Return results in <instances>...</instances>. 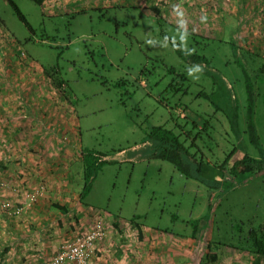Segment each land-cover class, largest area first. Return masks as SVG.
<instances>
[{"label": "rangeland", "instance_id": "rangeland-1", "mask_svg": "<svg viewBox=\"0 0 264 264\" xmlns=\"http://www.w3.org/2000/svg\"><path fill=\"white\" fill-rule=\"evenodd\" d=\"M13 1L34 32L0 0V113L9 124L0 134V194L23 210L0 218V264H76L55 260L98 231L89 264H254L255 255L231 246L252 227L264 233V171L232 181L227 169L244 152L260 158L245 133L238 60L253 85L264 153V0ZM143 9H156L159 19ZM165 36L208 64L184 63ZM11 43L23 59L59 70L66 88L44 73L30 78L17 60L5 63ZM168 67L186 81H172ZM218 87L236 99L237 136L199 95ZM74 116L78 139L67 128ZM19 117L27 133L45 134L24 138ZM155 126L188 133L196 159L217 167L234 188L209 191L153 159L144 140ZM82 150L108 163L83 201ZM196 219L206 225L197 242L189 236ZM150 229L163 233L151 238Z\"/></svg>", "mask_w": 264, "mask_h": 264}, {"label": "trees", "instance_id": "trees-1", "mask_svg": "<svg viewBox=\"0 0 264 264\" xmlns=\"http://www.w3.org/2000/svg\"><path fill=\"white\" fill-rule=\"evenodd\" d=\"M8 4L11 6L15 15L18 17L19 21L24 25V27L28 30V32L33 33V29L25 16L20 11L19 7L15 4L13 0H6ZM36 3H42L43 0H34ZM144 13L151 16H156L159 19V12L155 9H143ZM192 37V36H191ZM167 42H169L173 48L176 50L178 56L184 61V63H193L194 65H207L208 61L205 56L194 54L190 52V50L182 49L178 44L174 42L171 37L165 36ZM195 39V38H194ZM238 66L241 67L244 75V88L246 93V134L249 140V143L257 149L260 158L254 159L248 156L244 152V156L240 159L233 161L231 166L227 169V173L231 176L232 181L233 177H241L244 178L246 176L257 175L258 173L264 171V153L261 148V144L258 139V135L256 132L255 124H254V101L255 95L253 92V85L251 83V79L246 74V70L243 64L238 60ZM170 74H174L172 81L176 80V76L181 77V81H186L184 74H177L173 67H168ZM47 76L51 81H53L54 86L57 89L66 88V82L62 79L61 73L59 70H55V68L49 69L46 71ZM57 76H60L58 78ZM118 84H123L118 83ZM173 85V84H171ZM179 89L175 92L177 93ZM216 92H212L211 94L200 93V97L207 99L214 107L216 111H220L226 115L227 120L229 121L230 128L232 133L235 135L237 132L235 131L236 123L238 120V116L236 114V101L235 97H232L231 93L225 87H218L215 89ZM223 100V101H222ZM232 106L229 109V104ZM230 110V113L228 112ZM189 134L186 135L184 133L176 134L173 130H168L163 126H155L151 129L149 134H147L144 141H150L153 149L151 153V157L156 160L164 161L173 166V168L185 179L193 180L201 185H203L209 191H219L220 189L223 192H227L228 190L234 188L232 181L225 180L224 175H222V171H219L217 167H212L208 163H203L202 160L196 159V154L191 153V149H195L196 147L194 143H189L186 145L188 141ZM237 136V135H236ZM238 138V137H237ZM239 139V138H238ZM238 141V140H237ZM103 155L94 151V150H82L81 151V161L83 163V184L80 192V199L83 201L92 189V184L95 179L96 174L100 169L108 164L102 158ZM230 156H234L232 152ZM210 209V207H209ZM208 217V216H207ZM207 220V218H206ZM205 221V220H203ZM201 219H196L191 222V233L189 234L190 238L195 241H200L202 239V235L205 230L204 224H202ZM139 232V238L141 237V232ZM169 233V232H167ZM174 235V234H173ZM237 245H232L231 248L234 250H244V252H248L256 256V261L254 264H261L259 260L264 259V233L262 231L257 232L253 227L249 230L247 235L240 238L237 242Z\"/></svg>", "mask_w": 264, "mask_h": 264}, {"label": "crops", "instance_id": "crops-1", "mask_svg": "<svg viewBox=\"0 0 264 264\" xmlns=\"http://www.w3.org/2000/svg\"><path fill=\"white\" fill-rule=\"evenodd\" d=\"M62 1H65V0H62ZM3 36H4V34L1 36L2 38H3ZM5 39H6V42H8V35H6V37H4ZM17 42V41H16ZM4 44H6V43H4ZM3 44V45H4ZM12 44V47H9V48H7V47H5L4 46V52L6 53V55L8 56L7 58H6V61H5V63L6 62H8V63H12L13 61H15V60H17V62H21V64L24 66V68H25V66H26V68L25 69H27L28 70V72H30V78L32 77V78H35V75L36 74H38V75H40L41 76V74L42 73H44V74H46V70H44V69H42L39 65H38V63L36 62V61H34V60H32L31 58H28V59H23L22 57H20L19 56V54H17L18 52H19V50H20V45L19 46H17V45H15L14 43H11ZM22 55V54H21ZM24 60H25V63H23L24 62ZM47 75V74H46ZM39 77V76H38ZM75 115V114H74ZM53 121V120H52ZM77 121H78V119L74 116V120H72L71 121V128H69V127H67L68 129H69V132H75V136H76V138L78 139V131H77ZM24 124H26L27 126H28V123H25L24 122V118H22V117H19L18 118V120L16 121V125L18 126V127H20V128H23L24 129V132L22 133V136L24 137V136H28V134H29V132L27 133V131H25V125ZM8 122H7V120L5 119V114L3 113V114H1L0 113V134H4V133H7V128H8ZM50 125V124H49ZM53 125L55 126V123H53ZM16 126V127H17ZM53 129V128H52ZM67 129V130H68ZM27 130H28V128H27ZM41 129L39 128L38 129V131L37 130H31V134H29V136H31L32 135V133L36 136V134H45V131H42V133H41V131H40ZM28 131H30V130H28ZM23 134H25V135H23ZM25 138V137H24ZM24 142V141H23ZM34 142H36V141H34ZM20 146H23V143H20ZM22 153H24V151L22 152ZM19 208V207H18ZM23 210H20L19 211V216H21L22 214H23V212H22ZM23 216V215H22ZM143 230H147V229H143ZM141 231L140 230V234L142 235V237H143V235L145 236V234L143 233V232H145V231ZM152 232H153V234L154 235H152V233H146V234H148V235H150V237L151 238H153L154 236L155 237H157V238H159L160 237V235H155V234H159V233H163V232H159V230L157 231V230H155V229H150ZM159 236V237H158ZM162 236H165V235H163L162 234ZM192 241H194V240H192ZM197 242V241H196ZM189 244V243H188ZM158 257H156V260H160V259H165L163 256H161L160 257V259L158 258ZM151 263H153V261L151 262Z\"/></svg>", "mask_w": 264, "mask_h": 264}, {"label": "built area", "instance_id": "built-area-1", "mask_svg": "<svg viewBox=\"0 0 264 264\" xmlns=\"http://www.w3.org/2000/svg\"><path fill=\"white\" fill-rule=\"evenodd\" d=\"M22 210L18 207H13V205L0 194V218L16 216L19 214V211ZM99 228V227H98ZM100 233H93L90 236H87L86 239L82 240L79 243V240L73 245L69 246V251L64 252L62 256H58V259L55 260V263L58 261L66 260L68 262L76 264H89V257L92 253V249L95 245V242L101 240Z\"/></svg>", "mask_w": 264, "mask_h": 264}]
</instances>
